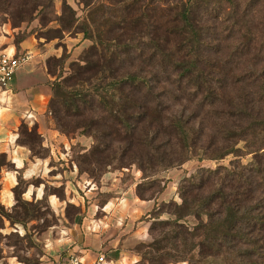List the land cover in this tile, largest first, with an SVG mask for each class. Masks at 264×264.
<instances>
[{
    "label": "trees",
    "instance_id": "obj_1",
    "mask_svg": "<svg viewBox=\"0 0 264 264\" xmlns=\"http://www.w3.org/2000/svg\"><path fill=\"white\" fill-rule=\"evenodd\" d=\"M211 1L180 0L175 17L163 23L162 32L152 40L162 58L161 71L167 75L165 81L175 82L177 90L182 91L183 88V91L193 95L192 99L175 97V101L178 100L176 105L181 107L168 110V115L164 116L162 109L153 112L147 100L139 96L153 91V78L156 77L122 68V64L127 63V57L142 49L129 39L103 44L105 51L101 55L107 64L95 66L94 61L85 59L84 64L72 68L70 76L50 83L52 98L47 116L49 120H55V128L66 135L77 133L94 139L91 149L81 148L85 152L77 156L79 173L87 172L95 178L106 173L108 167L124 168L132 164H136L143 173V181L137 185L136 194L141 199H155V204L143 219L147 222L154 220L149 231H158L159 234L152 242L139 244L149 248L146 252H142L140 246L131 249L140 256L138 264L145 261L164 264L169 260L190 264L191 259L184 256L183 245L190 246V252L197 251L200 256L222 257L228 264H264L253 258L254 255L261 256L264 251V200L261 198L264 195V112L260 104L264 102V66L244 68L240 74L234 70L235 67L229 68L224 63L221 68L220 50L216 44L220 38L215 37L216 27L205 23L202 28L198 19L201 11L202 16H209L208 19L213 20L211 23H216L217 16H211L207 9L198 8L202 2L210 4ZM51 2L0 0V11L12 14L16 8L13 12L15 17L23 21L34 15L37 6L48 7ZM84 32L88 34L86 29ZM254 33L249 30L243 35L249 34L247 40L250 43L256 41ZM19 44L20 41L15 44L17 50ZM95 49L94 55L99 53L97 47ZM260 55L262 51L254 58L260 60ZM250 76L256 78L252 83L256 87V96L249 100L250 93L244 90L248 84L245 81H249ZM230 80L233 84L231 89ZM193 100H198L197 106L207 112L219 104L223 105L219 114L221 123H218V133L223 139L220 144H201L203 125L198 121L199 115L188 112L184 103L192 104ZM256 106L259 111L255 112ZM94 107L110 116L115 122L114 127L98 128L96 119L87 116V111ZM228 123L232 126H227ZM18 133L17 143L29 148L33 158L50 155L36 126L29 127L23 120ZM118 134L122 135V140L131 143L140 136L142 147L137 152L130 151L128 147L111 150L107 138ZM172 139L175 140V147L168 145ZM241 141L245 144L239 148ZM194 146H201L203 154L212 160H220L230 154L235 158L230 166L199 168L193 175L184 177L178 187L181 203L175 200L157 202L154 193L146 196L144 190L152 189L158 182L155 176L159 167L182 166ZM248 154H252V159L243 164L241 158ZM3 167L17 171V184L12 189L14 205L7 208L0 200V217L12 226L19 224L25 228L35 220L41 209L48 208L51 194L65 198L56 191L49 192L48 184H45L42 199H25L23 194L28 186L38 185L41 180L25 179L24 170L16 168L8 161L7 155L0 152V178ZM218 177L221 181H217ZM212 179H216V183L211 184ZM113 196L107 195L100 206L103 207ZM164 212L174 218L159 220ZM187 216L198 220L193 229L183 222ZM173 239L177 240L173 249H178L180 253L175 256L162 250L164 242L171 243Z\"/></svg>",
    "mask_w": 264,
    "mask_h": 264
},
{
    "label": "rangeland",
    "instance_id": "obj_2",
    "mask_svg": "<svg viewBox=\"0 0 264 264\" xmlns=\"http://www.w3.org/2000/svg\"><path fill=\"white\" fill-rule=\"evenodd\" d=\"M37 2L40 3V0ZM179 4L180 0H52L48 7L47 5L37 6L38 9L34 15L23 21L15 17L13 12L16 8L12 14L0 11V38L9 40L14 45L20 41L19 50L23 43L31 44V47L28 48L31 51L30 61L38 60L37 63L41 64L48 73L50 83L70 76L72 68L78 64H84L85 59H89L90 62L94 61L95 66L107 64L101 55L102 51H105L103 44L129 39L131 42L142 46V49L134 51L131 57H127V63L122 64V68L130 72L138 71L143 75L152 74V77H156L153 78L155 84L153 91L139 96L147 100L153 112L162 109L163 115L166 116L169 114L168 110L181 107L179 104L176 105L178 100L175 101V97L179 99L182 97L193 98V95L188 91H183V88H181L182 91L177 90L175 82L165 81L167 75L161 71L162 58L152 43L157 33L162 32V24L175 17ZM198 8L200 10L207 9L208 12H211V16H217L214 20L216 23L213 24L211 23L213 20L208 19L209 16H202L201 11L199 16L196 14L200 19L199 23H201L202 28H204L205 23H208L212 28L216 27L214 29L217 31L215 37L220 38L216 44L220 50L218 56L221 58L219 62L221 68L224 63L229 68L235 67L234 70L240 74L241 69L264 66V0H213L210 4L202 2ZM230 18L237 22H232ZM85 29L88 32L86 35ZM249 30L256 32L254 33L256 41L249 43L247 40L249 34L243 35L245 31ZM147 36L148 38L145 39ZM148 39L150 40L148 41ZM96 47L99 53L94 55L93 51L96 50ZM259 51H262L260 60L254 58ZM236 52H240V55H236L237 57H235ZM250 73L252 74V72ZM245 74L248 75L249 72L246 71ZM255 79L254 76H250L249 81H245L248 84L244 91L250 93L249 100L256 96V87L252 85ZM229 84L231 89L233 85L231 80ZM51 98L52 93L48 106ZM193 101L192 104L186 101L184 103L188 106V112L199 115L198 121L200 120V125H203L201 144H220L223 139L218 133L220 130L218 123H221L219 114L223 105L219 104L207 112L197 106L198 100ZM260 104H262L264 112V102H260ZM248 106L250 107V104ZM256 111H259L258 106L255 107ZM87 116L96 119L100 129L114 127V120L100 108L94 107L88 110ZM49 122L55 128V120L50 119ZM227 126L230 127L232 124L228 123ZM60 133L67 136L71 144L61 143L57 155L65 158L69 168H73L74 165L77 166V156L83 154L85 150L89 151L94 139L89 135ZM121 137L122 135L118 134L114 138H107L111 150L116 151L128 147L130 151L137 152L142 147L140 136L139 139L134 138L132 143L129 140H122ZM244 144L245 142L241 141L238 143V147L242 148ZM168 145L175 147V140H170ZM81 148H85V150L83 151ZM243 156L241 158L243 164L252 159V154ZM233 158L235 156L230 154L220 160H212L203 154L201 146H194L190 150L189 159L182 166L159 167L158 174L155 176L158 182L152 189L144 190L145 195L150 196L154 193L157 196V202L175 200L181 203L182 199L178 187L184 177L193 175L199 168L214 169L221 165L230 166ZM57 166L58 170H54V172L63 170L62 166L59 164ZM81 173L79 178L71 180V182L65 179L63 186L55 183L54 178H49L51 183H48V191H56L65 196L64 199H61L56 194H51L57 198V202L65 201L63 210L58 211L49 203L48 208L46 210L41 209L38 212L39 216L29 222L25 228L19 224L12 226L8 220H2L0 217V226L2 225L0 229V253L2 252L3 256L0 258V264L49 263L53 258L49 254L56 249H62L63 245L60 240H57V244L53 248L47 239L62 237L67 234L66 231L70 235L75 236L77 233L81 236L79 228L69 231L65 226L76 221L81 226L83 221L88 222V218L92 221L93 218L101 217L103 212L100 205L106 200L107 195L113 194V197H117L122 194L123 190L132 185L136 194L137 185L143 181V173L136 164L124 168L108 167L106 173L95 178L87 172ZM217 181H221V177H218ZM214 182L216 183V179L210 181L211 184ZM256 195L258 196L260 193H256ZM137 197L141 199L138 195ZM261 198L264 200V195H261ZM141 200H152V204H155V199ZM93 203L98 206L97 210ZM146 204L142 203L139 208H130L131 211L125 213L129 219L136 218L135 223L142 221L143 224H148L147 241L139 242L133 248L139 247L141 243L152 242L154 237L159 234L158 231L152 233L149 231L154 220L147 222L146 219H143L153 207V205L148 207ZM94 210L96 213L93 215ZM170 218H174V216L164 212L159 220ZM183 222L190 229L198 224V220L194 216H187ZM175 241L177 240L173 239L171 243L164 242L162 250L169 252L171 256L180 254L178 249H173ZM188 242L190 243V239ZM183 246L184 256L191 259L190 264H228L222 257L200 256L197 251L190 252V246ZM140 250L146 252L149 248L140 246ZM62 252L65 251H60L58 256ZM253 258L264 262V251L261 256L254 255ZM143 264L150 263L145 261ZM164 264H188V262L174 263L169 260Z\"/></svg>",
    "mask_w": 264,
    "mask_h": 264
},
{
    "label": "crops",
    "instance_id": "obj_3",
    "mask_svg": "<svg viewBox=\"0 0 264 264\" xmlns=\"http://www.w3.org/2000/svg\"><path fill=\"white\" fill-rule=\"evenodd\" d=\"M29 47L31 44L25 42L18 51L9 40L0 38V57L4 54L30 53ZM37 62V59H33L21 67L13 77L8 90L0 86V152L5 153L8 161L12 162L16 168L24 170L25 179L41 180L38 185L28 186L23 194V197L28 200L42 199L45 184L51 183L49 178H54L55 183L62 185L65 179L71 182L79 178L80 174L76 165L69 168L65 158L57 155L61 143L71 144V142L49 122L47 110L52 88L48 73ZM23 120L29 127H37L38 132L43 136V146L50 150L48 157L33 158L29 148L17 143L19 127ZM57 164L63 167L62 171L54 172L58 170ZM0 184V200L7 208H10L15 203L12 189L17 184V171L3 167ZM48 203L58 211L63 210L65 206V201L57 202L54 195L49 196ZM142 203H147L148 207L153 205L152 200L139 199L132 185L101 207L103 212L101 217L93 218L92 221L88 218V222L83 221L81 226L77 221L65 226L69 231L79 228L81 236L77 233L75 236L70 235L66 231L67 234L62 237L47 239L53 248L57 240H60L63 245L62 249H56L49 254L53 258L47 264H71L72 255L78 256L83 262L90 263L100 254L105 255L108 264H138L140 256L133 253L131 249L137 243L147 241L148 224H143L142 221L135 223L136 218L129 219L125 213L130 212V208H139ZM93 205L97 210L96 203ZM96 210L93 211V215ZM60 251L65 252L58 256Z\"/></svg>",
    "mask_w": 264,
    "mask_h": 264
},
{
    "label": "built area",
    "instance_id": "obj_4",
    "mask_svg": "<svg viewBox=\"0 0 264 264\" xmlns=\"http://www.w3.org/2000/svg\"><path fill=\"white\" fill-rule=\"evenodd\" d=\"M31 59V53L23 52L17 55L4 54L0 57V86L8 90L16 72ZM71 264H108L104 254H100L90 263L83 262L78 256L70 257Z\"/></svg>",
    "mask_w": 264,
    "mask_h": 264
}]
</instances>
